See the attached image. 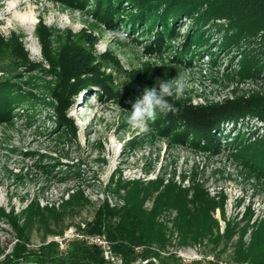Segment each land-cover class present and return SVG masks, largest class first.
I'll return each mask as SVG.
<instances>
[{"label": "rangeland", "instance_id": "374dc122", "mask_svg": "<svg viewBox=\"0 0 264 264\" xmlns=\"http://www.w3.org/2000/svg\"><path fill=\"white\" fill-rule=\"evenodd\" d=\"M100 2L29 0L0 31V207L10 212L0 214V264L35 263L50 245L66 257L74 242L123 264L88 224L106 205L118 211L142 199L168 228L173 207L207 200L215 234H230L228 251L173 240L159 254L168 264H227L232 244L247 246L264 230V33L224 46L235 33L225 18L180 14L163 24L137 4ZM177 76L187 85L179 114L158 115L146 132L132 128L127 99ZM229 108L237 111L222 112ZM214 125L206 140L195 138ZM93 236L107 246L88 244Z\"/></svg>", "mask_w": 264, "mask_h": 264}, {"label": "trees", "instance_id": "16d2710c", "mask_svg": "<svg viewBox=\"0 0 264 264\" xmlns=\"http://www.w3.org/2000/svg\"><path fill=\"white\" fill-rule=\"evenodd\" d=\"M103 1L111 4V0H101V2ZM117 1L121 8L120 0ZM125 1L134 6L137 4L140 15L142 12L144 17H155L163 24L167 20V16L175 17L180 14L192 18L194 22L203 16L212 19L225 18L228 21V29L230 28L235 33L233 35L226 34L227 43L224 46L232 47L234 43L239 42L240 38L244 40V36L251 34V31H254V34L259 31L264 33V0H136V4L134 0ZM160 7L162 8L158 14L157 11ZM249 51L250 53L251 51L255 52L254 49ZM254 60L257 62V59ZM258 90L264 97V91L260 87ZM182 105L195 109V111L198 110V112L203 110L202 107H192L185 103ZM258 105L243 104L240 108L244 111L261 110L262 105ZM232 111L237 110L229 108L228 111L223 110L222 112L231 113ZM195 123L192 124L193 127ZM215 126L210 128L205 126L204 129L209 131L203 129V133L199 134V137L196 135L195 138L206 140V133ZM219 137H224V134L221 133ZM191 145L193 146L195 143ZM142 200L138 204H127L118 211L109 209L106 205L105 210L99 209L93 222L88 224L87 232L104 234L111 243L113 252L121 256L123 264H134L138 261L144 262L143 264H168L160 256L159 251H166L173 247V240L178 247L190 246L207 240V243L218 248L219 243L222 242L223 246L218 252L219 255L222 256L228 251L230 234L228 231L222 235L215 234L210 214L213 207L207 204V200L198 199V201L190 202V208L185 205L173 207L177 214L172 222V228H168L158 221L157 217L160 213H157L156 208L149 212L144 211ZM6 213L10 212H5L0 207V214ZM114 218H117L116 222L113 221ZM174 235L176 236L174 237ZM19 246L16 245V248ZM52 246L41 247L40 253L35 255V263H31L29 258H25V262L16 264H105L101 251L96 247L74 242L71 244L67 256L60 257L56 253V246H54L55 249ZM231 246L232 251L228 255L227 264H264V230L261 229L260 232H257L253 241L247 246L241 240ZM20 247L23 248L22 252H25L24 247ZM140 247L141 250L137 251V248ZM154 247L156 249L153 250ZM196 264L201 263L197 262Z\"/></svg>", "mask_w": 264, "mask_h": 264}, {"label": "clouds", "instance_id": "9594fccd", "mask_svg": "<svg viewBox=\"0 0 264 264\" xmlns=\"http://www.w3.org/2000/svg\"><path fill=\"white\" fill-rule=\"evenodd\" d=\"M29 7V0H0V31L13 27L11 23L16 15L22 14ZM111 36L121 42L129 37L120 28L109 29ZM186 82L179 76L167 80H155L153 84L138 87L136 95L126 101L128 109L127 123L141 132L149 130L158 115L169 113L178 115L180 108L176 105L185 94ZM138 93V94H137Z\"/></svg>", "mask_w": 264, "mask_h": 264}, {"label": "built area", "instance_id": "2783aa9c", "mask_svg": "<svg viewBox=\"0 0 264 264\" xmlns=\"http://www.w3.org/2000/svg\"><path fill=\"white\" fill-rule=\"evenodd\" d=\"M90 240L91 241L88 243L90 245H96V246L98 245L99 247L107 246V242L98 236H93ZM105 256L108 258V253L106 251H105Z\"/></svg>", "mask_w": 264, "mask_h": 264}, {"label": "water", "instance_id": "95a60500", "mask_svg": "<svg viewBox=\"0 0 264 264\" xmlns=\"http://www.w3.org/2000/svg\"><path fill=\"white\" fill-rule=\"evenodd\" d=\"M102 253V255H103V252H101ZM105 258V257H104ZM141 264H143V263H141Z\"/></svg>", "mask_w": 264, "mask_h": 264}]
</instances>
